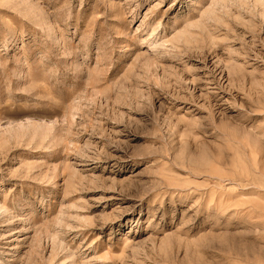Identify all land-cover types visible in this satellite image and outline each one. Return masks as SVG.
I'll list each match as a JSON object with an SVG mask.
<instances>
[{"label": "rangeland", "instance_id": "1", "mask_svg": "<svg viewBox=\"0 0 264 264\" xmlns=\"http://www.w3.org/2000/svg\"><path fill=\"white\" fill-rule=\"evenodd\" d=\"M0 264H264V0H0Z\"/></svg>", "mask_w": 264, "mask_h": 264}]
</instances>
